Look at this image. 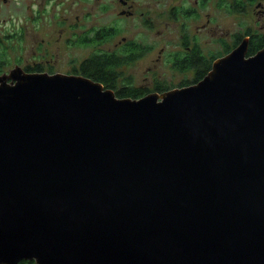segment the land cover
<instances>
[{
    "label": "water",
    "instance_id": "95a60500",
    "mask_svg": "<svg viewBox=\"0 0 264 264\" xmlns=\"http://www.w3.org/2000/svg\"><path fill=\"white\" fill-rule=\"evenodd\" d=\"M118 97L0 74V264H264V44Z\"/></svg>",
    "mask_w": 264,
    "mask_h": 264
},
{
    "label": "flooded vegetation",
    "instance_id": "af4514ba",
    "mask_svg": "<svg viewBox=\"0 0 264 264\" xmlns=\"http://www.w3.org/2000/svg\"><path fill=\"white\" fill-rule=\"evenodd\" d=\"M262 1L0 0V9L8 7L12 27L9 35L13 38L19 35L28 42L24 57L28 62L24 66H14H20L29 73L48 71L52 72L49 74L86 77V74L103 73L113 77L109 82L101 83L115 94L131 87L139 89L143 96L198 82L211 70L216 59L229 53L243 40L248 43L247 54H254L258 49L249 54V47L257 41L264 44V21L257 30H253L251 24L238 26L241 30L229 28L226 39L219 34L217 16L220 10L230 16L250 11L254 17L264 19ZM160 6L164 8L161 18L158 16ZM144 27L152 30L161 28L165 32L162 34L164 37L171 28L178 29L179 46L170 49L169 38L166 37V46H159L156 51L157 60L165 54V61L172 69L192 73L193 79H184L173 87L156 82L153 90L133 85L134 64L157 48L155 39L150 37L148 40L147 36L140 39V31ZM226 40H232V45L219 54L217 44L224 45ZM202 43L210 45V50L205 51Z\"/></svg>",
    "mask_w": 264,
    "mask_h": 264
},
{
    "label": "rangeland",
    "instance_id": "374dc122",
    "mask_svg": "<svg viewBox=\"0 0 264 264\" xmlns=\"http://www.w3.org/2000/svg\"><path fill=\"white\" fill-rule=\"evenodd\" d=\"M262 2L264 3V0ZM159 8L160 10L158 11V16L161 18L164 16L162 13L164 8L162 6ZM225 14V11L220 10L218 12L217 21L219 34L223 35V37L226 39H228L227 32H229V28L231 30H241L238 28V26L251 24V28L253 30H257L264 21L262 17H254L250 11L246 14L236 13L234 16ZM3 18L6 19L3 20ZM10 19L8 7L0 9V64H2L3 71L5 72H8L15 64L24 66L28 62V60L24 59L28 42H26L23 38L21 39L19 35L14 37L15 39L12 35H9L12 29V27H10ZM158 30H160V32H158ZM176 30L178 31L177 28H171V30L165 34V37L162 36V34L165 32L161 28L152 30L151 28L144 27L142 32L140 31V39H143L144 36H147L148 40L150 37L155 39L157 41V48L152 52H149L144 58L138 60L134 64V75L131 76L134 86H144L149 90H153L156 82L160 83L161 85L166 84L168 87H173L179 85V83L184 79H193L194 75L192 73H182L172 69L171 65L165 61V54H163L161 58L157 60L156 51L159 46H166V37L169 38L170 49H176V47L179 46L178 32ZM231 45L232 40H226L224 45L218 43L217 52L219 51V54H222L225 51V48L231 47ZM201 46L205 51L210 50V45L202 43ZM149 66L151 69H147ZM44 72L52 73L48 71Z\"/></svg>",
    "mask_w": 264,
    "mask_h": 264
},
{
    "label": "trees",
    "instance_id": "16d2710c",
    "mask_svg": "<svg viewBox=\"0 0 264 264\" xmlns=\"http://www.w3.org/2000/svg\"><path fill=\"white\" fill-rule=\"evenodd\" d=\"M262 46H263V42H260V41L252 43L250 45V47H249V54L254 53L257 49L261 48ZM0 72L1 73L4 72L2 64H0ZM86 75L88 77H90L91 79L100 81L102 83H107L113 78L112 76H106L103 73L102 74L92 73V74H86ZM200 78H202V77H200ZM161 91H163V90H161ZM116 94L119 97H122V96L139 97V96L142 95V93H141V91L139 89H135V88H131V87L129 89L125 90V91L119 90V91L116 92ZM18 264H35V262L34 261H29V260H23V261H20Z\"/></svg>",
    "mask_w": 264,
    "mask_h": 264
}]
</instances>
